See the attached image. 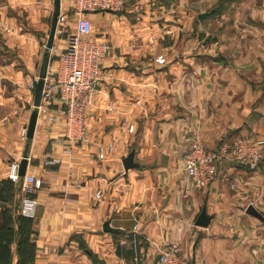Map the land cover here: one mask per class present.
I'll return each mask as SVG.
<instances>
[{
	"label": "crops",
	"instance_id": "0c3cea01",
	"mask_svg": "<svg viewBox=\"0 0 264 264\" xmlns=\"http://www.w3.org/2000/svg\"><path fill=\"white\" fill-rule=\"evenodd\" d=\"M53 1L0 0V236L3 215L13 221L0 264H156L171 243L188 264H264V154L255 169L219 164L202 189L183 170L192 134L208 149L264 138V0H141L93 14L91 39L109 50L86 138L68 152L58 102L37 113L32 140L20 135ZM131 151L138 167L125 172ZM24 156L25 175L42 187L20 243V182L8 172ZM202 209L212 218L206 228L195 226ZM106 222L114 232L103 231Z\"/></svg>",
	"mask_w": 264,
	"mask_h": 264
},
{
	"label": "built area",
	"instance_id": "2783aa9c",
	"mask_svg": "<svg viewBox=\"0 0 264 264\" xmlns=\"http://www.w3.org/2000/svg\"><path fill=\"white\" fill-rule=\"evenodd\" d=\"M141 0H66L57 17L55 36L49 50L45 68L44 86L38 112H45L54 102L61 106L63 117L61 139L64 152L72 144L86 138V120L88 109L101 77V63L108 54L105 43H96L91 39L92 21L90 17L98 13L120 12L126 5ZM70 26H73L70 31ZM61 45V46H60ZM162 57L157 64H164ZM31 83V87L33 88ZM133 127L129 128L132 132ZM21 137H26V128L21 130ZM112 151V146L107 147ZM264 138L235 137L221 141L214 149L205 147L197 134L188 140L183 156V170L189 185L202 189L217 179V167L221 163L234 164L255 169L263 159ZM98 158L104 159V150L99 149ZM53 159H46L44 164L52 165ZM18 163L9 166L8 179L20 182V207L18 214L33 219L36 214V195L42 187V180L31 175L18 176ZM226 180V178H223ZM96 198L101 197L97 192ZM156 264H188L181 256L177 244H169L158 256Z\"/></svg>",
	"mask_w": 264,
	"mask_h": 264
},
{
	"label": "water",
	"instance_id": "95a60500",
	"mask_svg": "<svg viewBox=\"0 0 264 264\" xmlns=\"http://www.w3.org/2000/svg\"><path fill=\"white\" fill-rule=\"evenodd\" d=\"M60 10V0H54L53 1V12L50 19V28L49 33L47 36V41L45 44L44 49V64L41 67V70L39 72L38 78L33 84V102H32V112L29 117L28 124L26 126V139L28 141L32 140L34 129L36 125V119H37V108L40 106L43 86H44V78H45V68L48 60L49 50L52 48L54 36H55V29L57 24V17L59 15ZM206 17V14H202L198 17L199 20H203ZM26 156H24L18 166V176L20 178L24 177L25 175V169H26ZM122 166L125 172H127L130 169L137 168V164L134 163V151H131L123 160H122ZM247 214L262 220V217L260 214L252 207H249L247 209ZM211 217L206 215L205 209H202L198 217L195 221V226L199 228H206L210 221ZM104 232L112 233L114 230L109 228V223L106 222L103 224L102 227Z\"/></svg>",
	"mask_w": 264,
	"mask_h": 264
},
{
	"label": "trees",
	"instance_id": "16d2710c",
	"mask_svg": "<svg viewBox=\"0 0 264 264\" xmlns=\"http://www.w3.org/2000/svg\"><path fill=\"white\" fill-rule=\"evenodd\" d=\"M7 191H11L10 187H5L4 192H7ZM2 218H3V220H2L1 229L6 228V234L4 236H0V243L5 242V244H8L12 241V237H13L12 236L13 221L11 218H7V217L5 218L4 215ZM29 220H31V219L24 218L20 215H17V218L15 219V222L19 228V231H20V243H23V239H27L26 241H28L27 232H29V228H28L29 223L27 221H29ZM24 243H26V242H24ZM4 264H6V263L4 262Z\"/></svg>",
	"mask_w": 264,
	"mask_h": 264
},
{
	"label": "rangeland",
	"instance_id": "374dc122",
	"mask_svg": "<svg viewBox=\"0 0 264 264\" xmlns=\"http://www.w3.org/2000/svg\"><path fill=\"white\" fill-rule=\"evenodd\" d=\"M48 24H49V20H48Z\"/></svg>",
	"mask_w": 264,
	"mask_h": 264
}]
</instances>
